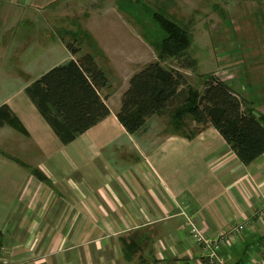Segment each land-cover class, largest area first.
Returning a JSON list of instances; mask_svg holds the SVG:
<instances>
[{
	"label": "crops",
	"instance_id": "crops-1",
	"mask_svg": "<svg viewBox=\"0 0 264 264\" xmlns=\"http://www.w3.org/2000/svg\"><path fill=\"white\" fill-rule=\"evenodd\" d=\"M59 1L0 0V27L11 31ZM33 40L35 50L38 35ZM132 75L115 92L118 102L101 91L109 115L66 144L28 96L24 110L1 99L27 132L9 154L2 139L10 126H0L1 264H197L188 218L209 239L247 222L219 256L224 264L262 259L264 154L245 166L215 128L197 133L190 121L176 130L168 110L128 133L116 114ZM24 151L29 163L20 157Z\"/></svg>",
	"mask_w": 264,
	"mask_h": 264
},
{
	"label": "rangeland",
	"instance_id": "rangeland-1",
	"mask_svg": "<svg viewBox=\"0 0 264 264\" xmlns=\"http://www.w3.org/2000/svg\"><path fill=\"white\" fill-rule=\"evenodd\" d=\"M154 13L187 28L191 38L185 58H165V67L180 69L187 84L199 91L210 75L221 77L246 107L264 115V0H60L39 8L32 18L12 25L11 31L1 24L0 101L9 99L20 109L27 108L31 103L25 87L70 60L67 44L78 56L88 52L95 56L109 81L102 95L117 98L115 92L134 71L157 59ZM35 35L39 40L34 50ZM45 41L48 47L41 45ZM192 61L194 65L187 67ZM192 125L187 119V127ZM9 130L2 139L7 145L3 151L14 154L22 135ZM20 157L26 163L32 158L29 151Z\"/></svg>",
	"mask_w": 264,
	"mask_h": 264
},
{
	"label": "trees",
	"instance_id": "trees-1",
	"mask_svg": "<svg viewBox=\"0 0 264 264\" xmlns=\"http://www.w3.org/2000/svg\"><path fill=\"white\" fill-rule=\"evenodd\" d=\"M153 18L158 30L154 45L157 59L130 77L116 114L119 123L128 133L136 134L150 117L164 113L178 100L169 111L170 126L183 129L189 119L197 126L194 132L213 127L243 165L253 163L264 154V115L246 107L238 92L221 77L210 75L199 91L187 84L180 69L165 67V58H185L191 38L187 28L163 14L154 13ZM67 48L72 55L77 53L71 44ZM191 65L193 61L187 67ZM107 86L108 78L95 57L84 53L46 71L25 88V93L58 139L66 144L109 115L106 99L101 95ZM3 125L27 134L6 104L0 106V126ZM33 173L47 182L40 171Z\"/></svg>",
	"mask_w": 264,
	"mask_h": 264
},
{
	"label": "built area",
	"instance_id": "built-area-1",
	"mask_svg": "<svg viewBox=\"0 0 264 264\" xmlns=\"http://www.w3.org/2000/svg\"><path fill=\"white\" fill-rule=\"evenodd\" d=\"M187 225L190 228V237L193 243L199 247L200 254L197 264H224V260L219 256L222 248L229 247L236 242L237 236L244 233L247 229V222L238 224L233 229L222 230L214 239L207 238L202 230L188 218ZM263 257L258 264H264V248L262 250ZM2 259H0V264Z\"/></svg>",
	"mask_w": 264,
	"mask_h": 264
}]
</instances>
